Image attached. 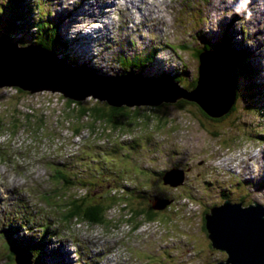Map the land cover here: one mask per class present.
<instances>
[{
    "label": "rangeland",
    "instance_id": "obj_1",
    "mask_svg": "<svg viewBox=\"0 0 264 264\" xmlns=\"http://www.w3.org/2000/svg\"><path fill=\"white\" fill-rule=\"evenodd\" d=\"M7 1L0 0V6ZM41 1L43 13L50 12L62 36L78 34V41L84 39V45L77 47L86 53L77 48L67 53L81 62L89 60L101 71L95 72L98 76H119L116 56L120 52L128 57L149 48L159 54L145 77H155L162 70L181 74L183 69L189 77L196 76L200 61L192 48H202L205 42L222 43L225 37L252 48V70L257 67L259 74L239 80L235 97L241 103L237 101V111L228 119L211 121L192 106L153 112L148 106H131L140 114L120 121L123 130L93 122L90 115L77 118L71 109L76 107L73 101L63 95L43 92L24 98L10 87L0 88L4 123L0 125V264H19L16 256L13 260L8 256L6 236L30 245L45 226L56 231L49 235L42 263L34 258V264H212L224 260L225 254L210 246L204 221L207 209L223 202V192L231 203L244 201L246 206L255 201L264 206V152H258L264 150L260 135H264V115L260 116V109L244 111L249 99H242L244 86L254 82L261 99L254 97L252 103L264 107V18L258 14L264 4L221 0L216 14L209 9L212 0H174L161 17L147 9H133V14L126 7L109 10L105 0H85L84 5L81 0ZM86 4H97V8L86 9ZM162 4L160 0L156 6ZM83 9L89 10L85 17ZM104 10L109 13L102 14ZM9 39L17 44V37ZM180 45L190 50H181ZM56 66H62L69 80L83 75L64 63ZM92 98L86 96L83 101ZM76 129L81 131L74 137ZM110 148L117 153L107 155ZM60 163L67 166L77 186L65 187L54 179ZM170 169L185 173L181 185L163 183L161 173ZM82 181L86 182V203L115 189L120 194L117 200L128 206L118 204L116 210L106 212L101 224L90 225L79 218L66 221L64 213ZM98 184L105 188L96 190ZM143 191L146 196L141 195ZM163 198L169 199L168 205L160 208L155 222L141 223L143 218L135 220L126 214V209L146 207L152 200L158 207V199Z\"/></svg>",
    "mask_w": 264,
    "mask_h": 264
},
{
    "label": "water",
    "instance_id": "obj_2",
    "mask_svg": "<svg viewBox=\"0 0 264 264\" xmlns=\"http://www.w3.org/2000/svg\"><path fill=\"white\" fill-rule=\"evenodd\" d=\"M0 43V88L17 87L30 93L58 92L74 101L92 96L113 107L158 106L185 99L216 118L224 115L236 98V71L221 52H202L197 85L194 90L187 91L172 79L142 75L98 76L92 69L83 70L66 64L65 60L57 59L42 47H20L2 38ZM58 62L83 75L69 80L62 66H56ZM162 181L176 187L183 177L165 172ZM162 203H159L160 208L168 205V202ZM243 203L226 200L204 215L211 247L226 256L212 264H264V206L255 201L246 206ZM16 257L19 264H32L31 253Z\"/></svg>",
    "mask_w": 264,
    "mask_h": 264
},
{
    "label": "trees",
    "instance_id": "obj_3",
    "mask_svg": "<svg viewBox=\"0 0 264 264\" xmlns=\"http://www.w3.org/2000/svg\"><path fill=\"white\" fill-rule=\"evenodd\" d=\"M30 8V9H29ZM45 10V4L41 0H8L6 4L3 3L2 6H0V38L11 40L10 37H17L15 41H17V45L20 47H26V46H39L45 49L47 52L52 54L55 57H60L63 60H65L70 66L83 69V70H93L95 72H101L99 69L94 68L92 65H89V60H86L84 62L78 61L77 58L73 57V55H69L68 51H73L76 49L77 52L86 53V51H82L77 46L84 45V39L83 41H78V39L75 37V35L78 34H70L66 38L61 35L60 33V27L56 20L50 19V12H47L45 15L43 11ZM34 11V12H33ZM40 16V17H39ZM72 37V38H71ZM70 38L69 40H67ZM84 38V37H83ZM226 39L225 41H221L222 43H211V42H205L202 48H192V51L194 52V56L196 59H200V55L202 52L206 51H215V52H221L226 53L228 59L230 60L231 66L235 69L238 83L241 78H247L248 76L252 77V75L257 77L258 71L256 70L257 67L252 70V48H248L246 45H243L242 43H239V46L237 45V41H230L229 37H225L222 40ZM12 41V40H11ZM241 41V40H240ZM238 46V48H236ZM168 48H173L171 45L167 46ZM179 49H189L187 45H180ZM190 50V49H189ZM251 55H250V54ZM159 54V51L149 48L146 52H139L134 53L132 56H125L123 53H119L118 56H116V60H118V65L120 66V71H118L116 74L119 76H125V75H145V71L152 67L156 60L157 55ZM70 56V58H69ZM78 58L82 56H76ZM123 57V58H122ZM87 59L86 57H83ZM123 60H125V63ZM250 62V65H249ZM185 68V66H183ZM260 72H263V68L259 67ZM145 77V76H144ZM155 77L159 78H165V79H172L176 82H179L180 86H182L184 89H187V91H192L195 89L197 85V79H198V72L197 75L189 77L187 72L183 69L177 74L173 71L168 70H162L159 72ZM151 77V78H155ZM256 79V78H255ZM236 84V85H237ZM264 86V85H262ZM237 87V86H236ZM245 89L242 93V99L246 100L249 99L248 106H244L243 110L246 112H249L250 109H260L259 114L260 116H263V108L254 107L255 103H252L254 101V97H257L258 99H261V90H259V87L256 83H249L248 85L244 86ZM14 89V92H16V95L19 97L27 98L30 96L29 92H26L24 90H21L19 88H12ZM1 90V89H0ZM46 95V94H45ZM92 100V101H91ZM22 99L20 100V102ZM73 101V105L76 106L74 108H71L69 105L67 109H74L75 115L77 118L90 115L93 122L101 121L104 122V124H108L113 129H122L120 125V121L127 118H134V115L140 114V109H130L131 107H128L126 105H122L120 107H113L109 106L107 102L105 101H99L97 99H90V101ZM237 101L239 102V97L235 98V101L233 105L230 107V109L221 117H212L208 115L202 108L189 100L185 99H179L175 103H167L164 102L158 106H148V111L153 112L154 109H160L162 107L166 108L168 106H178L179 108H183L184 106H192L196 108L197 113H199V116H203L206 119H209L211 121H219L228 119L231 115L234 114L235 111H237ZM19 104V103H18ZM137 107V106H136ZM138 107H145V106H138ZM151 109V110H150ZM17 110V109H15ZM242 111V108H241ZM36 112V111H34ZM133 112V115L131 114ZM156 112V110H155ZM24 115H28V113H25ZM138 117V116H137ZM200 117V118H201ZM0 125H4L2 120L0 119ZM244 125V124H243ZM105 126V125H104ZM246 126V125H244ZM247 127V126H246ZM252 128V127H250ZM248 127V129H250ZM106 130H110V128H106ZM123 130V129H122ZM81 130L76 129L73 134L74 137L79 134ZM123 133V131H121ZM258 135V134H257ZM264 136L263 134H260ZM259 135V136H260ZM261 145V144H260ZM104 153V151H103ZM115 150H112V148L108 149L107 155L116 154ZM97 165V164H95ZM100 166V164H99ZM62 170H55L54 174L52 175L54 179L59 180V182L62 183L65 187H69L70 185L75 186L77 183L71 181L72 176L71 173H68L66 171L67 166L64 164L59 165ZM98 169H101L98 167ZM64 172V173H63ZM69 175V176H68ZM84 181V180H83ZM80 182L77 192L71 197V202H69L71 208L64 213V217L66 221H70L71 219H80L83 221H86L90 225L94 224H101L104 221V218L106 217V212H110L111 210H116L115 208L118 207V204L128 206V203L126 201L117 200L120 198V194L116 192L115 189H110L109 193L107 192L105 194L98 195L97 201H92L91 203L85 202V196H86V182ZM96 183V182H95ZM181 185V184H180ZM77 186V185H76ZM249 186V185H248ZM262 187V185H260ZM96 190L105 188V185H96L94 186ZM124 193V192H123ZM128 193V192H127ZM124 193L122 195L128 196L130 193ZM134 193V192H133ZM136 194V193H134ZM131 194L130 196H132ZM142 196H146V191H143L141 193ZM250 195V194H249ZM139 197V195H137ZM229 194L223 192L222 193V201H226L229 198ZM155 199V198H153ZM166 200V201H165ZM169 199H158L159 203L162 202H168ZM243 200V197L241 201ZM121 201V202H120ZM230 201V200H228ZM231 202V201H230ZM240 203V202H238ZM163 204V203H162ZM220 205V204H218ZM215 205V206H218ZM159 207V208H158ZM158 207L154 205V201L152 200V203L149 202L146 207H142L139 209H126V214L129 216V218H134L135 220L143 218L145 221L141 223H152L156 221L157 215L159 214L161 205L158 204ZM214 207V206H213ZM65 208L64 210H66ZM170 209L169 208H166ZM211 208H208L207 211L209 212ZM27 220V219H25ZM28 221V220H27ZM139 224H137L135 227L137 228ZM48 226H45L42 233L39 234V237L37 239L33 238L32 243L29 245H24L20 241H17L16 238H13L12 236H6V247L10 249V252L8 253V256L10 259L13 260L15 256H23L26 253H31L32 255V263L34 264V258L36 261H39L42 263V256L45 253V245L47 242H49L50 236L48 234ZM136 230V229H135ZM56 229H54L53 233L54 235ZM3 244V246L5 245ZM211 246V245H210ZM212 248V247H211Z\"/></svg>",
    "mask_w": 264,
    "mask_h": 264
},
{
    "label": "bare ground",
    "instance_id": "obj_4",
    "mask_svg": "<svg viewBox=\"0 0 264 264\" xmlns=\"http://www.w3.org/2000/svg\"><path fill=\"white\" fill-rule=\"evenodd\" d=\"M57 1H60V0H57ZM98 1H103V0H98ZM106 1V5L109 6V10H116V9H121L122 7H126L127 10H131V14H133L132 10L133 9H138L139 11H142L144 9H147L148 11H151L153 14L157 15V16H163V14L165 13L166 10V5L168 2H173L174 0H162L163 4L162 5H159V6H156L157 3H159L160 0H105ZM112 1H113V4H112ZM211 1V0H210ZM223 2H226V0H222ZM222 1L221 0H212L211 2V6L209 9H211V12H215L216 14H218L217 12V9L220 8L222 6ZM75 2V1H74ZM81 2L83 3L84 5V2L85 0H81ZM228 2V1H227ZM231 2H235L237 4H245L246 6H249V5H253V4H264V0H250L249 2L246 1V0H231ZM67 4V3H66ZM97 4H86V6H88L86 9H88L89 7H96ZM113 5V6H112ZM67 6H69V4H67ZM153 7H155L153 9ZM224 7V5H223ZM97 8V7H96ZM143 8V9H141ZM30 9V8H29ZM165 9V10H164ZM260 9V8H259ZM84 10V9H83ZM85 12L83 13V15H81L82 17H85L86 16V12L89 11V10H84ZM34 12V11H33ZM94 11H90V13L92 14ZM88 13V12H87ZM109 13L107 10H104L102 12V14H107ZM66 14L67 15H70L68 13V11H66ZM142 14V13H141ZM259 16L261 15V17L264 18V9H260V12H258ZM102 16V15H101ZM40 17V16H39ZM159 19H161L160 17H158ZM258 19V18H257ZM58 23V22H57ZM78 26V25H77ZM79 31H82L81 29ZM85 38H88L86 37L85 35ZM87 41V39H85ZM90 44V43H89ZM28 71V70H27ZM103 74V73H102ZM8 87V86H7ZM11 89L12 88H17V87H10ZM20 89V88H19ZM22 90V89H21ZM25 91V90H24ZM26 92H29V91H26ZM45 92V93H43ZM30 93V92H29ZM35 93H43V94H46V95H62L61 93H58V92H51V91H38V92H35ZM32 94V93H30ZM40 99V98H39ZM49 99V98H48ZM79 102V101H77ZM97 127V126H96ZM98 128V127H97ZM95 130V129H94ZM98 131V130H97ZM94 132V131H93ZM259 153H263L264 150L261 148L259 151ZM57 167V166H56ZM59 168V167H58ZM60 170V168H59ZM64 173V172H63ZM3 194V193H2ZM50 227V226H49ZM54 231L51 230V228L48 229V234H52ZM53 236V235H52Z\"/></svg>",
    "mask_w": 264,
    "mask_h": 264
},
{
    "label": "flooded vegetation",
    "instance_id": "obj_5",
    "mask_svg": "<svg viewBox=\"0 0 264 264\" xmlns=\"http://www.w3.org/2000/svg\"><path fill=\"white\" fill-rule=\"evenodd\" d=\"M166 172H172L173 175H174V174H175V175L177 174V175H181V176L183 177V172H182V171H178V172H177V171H174V170H171V169H170V170H168V171H166ZM163 173H165V172H163ZM163 173H161V176H160V177H163V175H164ZM184 174H185V173H184Z\"/></svg>",
    "mask_w": 264,
    "mask_h": 264
},
{
    "label": "clouds",
    "instance_id": "obj_6",
    "mask_svg": "<svg viewBox=\"0 0 264 264\" xmlns=\"http://www.w3.org/2000/svg\"><path fill=\"white\" fill-rule=\"evenodd\" d=\"M138 228V227H137Z\"/></svg>",
    "mask_w": 264,
    "mask_h": 264
}]
</instances>
